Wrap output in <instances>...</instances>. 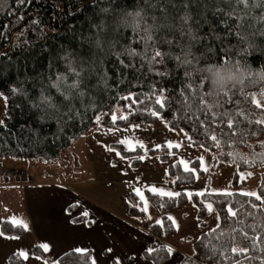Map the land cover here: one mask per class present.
Instances as JSON below:
<instances>
[{"label": "snow or ice", "instance_id": "6c2138e0", "mask_svg": "<svg viewBox=\"0 0 264 264\" xmlns=\"http://www.w3.org/2000/svg\"><path fill=\"white\" fill-rule=\"evenodd\" d=\"M122 2L91 0L93 18L98 22L90 18L87 31L67 25L63 37L66 42L59 39L61 28L45 22L40 9L33 7L32 16L24 25L26 30L18 29L15 33L14 46L25 59L22 65L24 74L21 75L17 67L15 80L0 88V100L3 101L0 136L14 134L6 120L12 119L17 109L29 118L28 124L19 126L20 136L24 138H30L29 133H41V127L33 124L42 126L47 121H55L62 131V126L69 120L80 118L83 123L85 113L81 109L100 107L104 103L101 95L104 92L109 93L111 99L128 102L118 104L116 110L110 109L113 122L129 120L130 116L140 114L161 120L173 132L178 122H185L192 134L184 129L180 131L192 146H196V133L205 140L199 144L200 148L211 143L218 149L225 143L235 144L237 133L241 136H264V127L250 133L253 123L264 126V113L253 120L256 113L243 107L250 103L256 109H264V63L259 68L252 67L255 54L264 57V0H132L131 4L125 3L121 7ZM15 3L24 9L32 5L33 0H15ZM52 3L57 10L52 13V20L63 23L61 4L56 0ZM101 4L108 7H100ZM0 5L7 6L5 0H0ZM9 11L13 14L12 10ZM72 11L70 5L69 13ZM100 13L106 15L100 17ZM113 13L115 16L109 24L107 17ZM16 19L18 23L23 22L24 16ZM122 29H130L131 34ZM29 33L34 36H29ZM49 33L55 35L50 36ZM49 40L51 43L43 44L36 54L47 53L46 64L38 70L33 64L34 74L29 75L27 60H35V57H24L23 54L36 48L37 41ZM11 67H16L11 58L7 65L0 64V79ZM252 88L256 90L252 91ZM98 96L101 97L99 103ZM136 105L140 107L136 109ZM102 115V111L100 114L94 112V119L99 123ZM169 116L171 121L167 119ZM131 127L140 128L141 124H131ZM165 143L169 147H181L180 143L174 144L172 140ZM256 143L264 149V139ZM155 147L160 148L161 145L156 144ZM228 155L233 154L229 152ZM183 163L185 172L196 173V168ZM133 191L140 193L138 188ZM210 191L232 195L228 189ZM239 191L244 196L264 201V196L255 191ZM151 192L167 197L181 195L180 191H166L156 186L151 188ZM141 196L143 199V194ZM202 204L207 211L214 210L212 202L203 201ZM222 207L226 209L223 219L227 228L224 231L229 233L226 242L218 245L211 240L207 243L201 241L187 255L168 244H161L159 248L145 246L147 253H156L151 264H223L224 261L241 264V260L244 264H251L252 260L264 264V247L258 248L264 243V220L254 219L247 226L251 232L240 228L242 239L238 241L237 229L232 227L237 212L230 203ZM252 208L264 209V204L252 203ZM249 215L254 217L255 213L250 212ZM215 219H221L219 213ZM154 222L163 226L162 221ZM13 223L17 221L13 219ZM216 227L219 228V224ZM213 231L215 229L209 228V232ZM224 231L215 237L217 241L224 237ZM0 235H4L2 230ZM43 247L47 249L49 246L44 244ZM218 248L222 259H216ZM71 251L79 254L88 250L77 247ZM108 251L112 250L109 248ZM20 255L28 258L27 252ZM114 259L119 264V258ZM93 264H96L95 258ZM129 264H148V257L140 259L137 256Z\"/></svg>", "mask_w": 264, "mask_h": 264}, {"label": "rangeland", "instance_id": "374dc122", "mask_svg": "<svg viewBox=\"0 0 264 264\" xmlns=\"http://www.w3.org/2000/svg\"><path fill=\"white\" fill-rule=\"evenodd\" d=\"M2 106L3 101L0 100V109ZM117 115H120L118 110ZM167 140H172L174 144L180 143L181 147H169L165 143ZM116 144L130 150L141 146L146 152L134 157L123 156ZM156 144L167 147L164 150L169 157L168 161L161 159L159 154L148 152L155 149ZM135 158L141 159L137 165H134ZM28 161L36 182H51L34 187L39 198L43 197L40 191H46L44 196L50 202H55L56 197L61 196L65 202L73 204L69 214L88 215H85L84 220H75V225L81 222L75 228L68 229L66 226L63 234L62 230L46 232V227H43L30 237L13 240L10 244L0 240V264H10L7 263L5 252L9 245L12 249L18 248L21 252L28 253L24 264H48L46 258L35 252V246L42 248L50 261H56L61 254L77 247L91 248L96 264H110L113 256L119 258L120 264H129L137 256L145 259L141 255V247L134 248L135 229L121 222L110 226L102 225L104 212L101 209L120 214L127 223L139 221V227L143 217L149 224H153L154 221H162L163 213H166L176 230L162 238V241L156 239L155 242H164L177 252L187 255L189 250L194 249L195 237L219 223L215 219L218 213L215 205L213 204L212 212L208 211L206 226H203L201 219H196L199 217L198 207L193 200L189 199L186 205L163 212L149 200L151 188L156 186L163 187L166 191H184L188 196L189 193H218L210 190L221 188L231 192L243 189L258 193L264 174V164L240 168L237 164L225 161L220 156L219 149L192 146L184 138V132L180 129L171 131L161 120L141 124L140 128H133L131 124L113 127L95 125L56 157ZM182 161L196 168L193 183L177 185L175 177L170 175L169 163L179 162L184 168ZM136 188L140 189V193L133 191ZM135 204L139 205V209L147 208L143 216L130 212L129 207ZM44 244L49 247L45 249ZM109 248L111 252L108 251Z\"/></svg>", "mask_w": 264, "mask_h": 264}, {"label": "trees", "instance_id": "16d2710c", "mask_svg": "<svg viewBox=\"0 0 264 264\" xmlns=\"http://www.w3.org/2000/svg\"><path fill=\"white\" fill-rule=\"evenodd\" d=\"M5 2L7 5L6 7L0 5V33H3V35H0V64L7 65L9 62V58H11L16 67H11L10 69H8L7 75L3 79H0V88L6 87L8 81L15 80L17 67H19L21 75L24 74L25 69L22 67V65L25 63V59L21 56V52L18 51L14 46L16 39L15 33L18 29L22 31L26 30L24 28V25L31 18L33 7L40 9L45 22L61 28L62 31L59 37V39H61V42H66L63 37L64 29L67 25H72L76 29L83 28L85 31H87V21L90 18L93 19V22H98L97 19L93 18V4L91 3V0H56V2L61 4V7L63 8V23H61L60 21H53L51 18L52 13L57 11L53 7L52 0H33L32 5H29L24 9H21L20 6L15 3V0H5ZM125 3L131 4L132 0H123V2L121 3V7H123ZM70 5L73 10L71 13H69ZM100 7H108V5L101 4ZM9 10H12L13 14H10ZM20 15L24 16V21L18 23L16 18ZM105 15L106 14L103 13L99 14L100 17H104ZM114 16V13L108 15L106 22L111 24L112 18ZM3 25H7V27H2ZM122 31L128 33L129 35L131 34L130 29H122ZM49 35L52 36L55 34L49 33ZM29 36H34V34L29 33ZM45 43L50 44L51 41H37L36 48L32 49L31 52H26L23 54L24 57H35V60L31 58L27 60L28 67L26 71L29 75L34 74L33 64H35L37 70L40 69L43 64H46L47 53H44L43 55H36ZM261 63H264V57H261L258 53L255 54L252 67L259 68ZM101 87L103 86L101 85ZM121 87L123 89L124 86L122 85ZM251 90L255 91L256 89L252 88ZM145 91H147L146 88ZM101 95L103 97L104 103L100 104V107L94 110H86L83 108L81 109V111L85 113L83 123H81L80 118H77L75 121L69 120L65 125L62 126V131L60 130L61 126H58L55 121H47L42 126L33 124L34 127H41V133L38 135H33L30 133L27 134L30 138H24V136H20L19 126L28 124L29 118L21 115L20 110L17 109L13 115V118L6 120L8 128H11L14 134L11 136H0V159L8 157L24 160L38 158H41L43 160L52 159L59 155L62 151L66 150L72 143L77 141L95 125H97L98 127H113L135 123L144 124L147 122H154L159 120L155 117L145 118V115L134 114L129 117V120L122 121L117 119L115 122H113L110 115V109L115 110L118 104H126L128 102L119 99H111L110 94L107 92H104ZM100 99L101 97L98 96V103L100 102ZM134 107L138 109L140 106L136 105ZM226 107L231 108L232 106L226 105ZM243 107L246 111L251 110L256 113V116L252 117L253 120L260 116L261 113H264V109H256L255 106L251 105L250 103L247 105H243ZM101 111L103 112V115L98 123L94 119V112L96 114H100ZM90 117L92 119H89ZM167 119L171 121L172 117L169 116L167 117ZM261 127L264 126L253 123L250 128V133L251 130L260 129ZM176 129H184L185 131L189 132V134H192L185 122H178V126L176 127ZM4 131L7 132L8 129L5 128ZM17 136H20V138L17 139ZM195 139L196 145L205 143L204 138L199 136V133L195 134ZM234 139L236 140L235 144L225 143L223 144L222 148H219L220 156L225 161L237 164L240 168H252L264 164V149H262L261 146L256 143L257 140L264 139V136H253L251 134H249L248 136H241L239 133H237V136L234 137ZM241 140H244L246 142L241 143ZM115 146L118 147L123 156L127 157L142 155V153L146 152L145 149H143L141 146H137V148L133 150L125 149L122 145L116 144ZM205 147L211 150L218 149L211 143L205 144ZM161 148V150L159 148L150 149L148 152H150L151 154H159L161 155V159L168 161L169 157L166 155V151L164 150L167 147L165 146ZM229 152H231L233 155L229 156ZM139 162H141L140 158L134 159V165L139 164ZM168 170L170 175L175 177V183L177 185H181L183 183H193L195 181V173L185 172L184 168L179 162L169 163ZM258 194L264 196V174L258 186ZM148 197L151 203L163 212L167 209L186 205L189 202V199L193 200V202L198 207V216L201 219V225L203 226H206L208 211L203 207L202 202L211 201L215 205L217 212L221 217L218 223L220 227L217 228L215 226L213 228L215 229V231L213 232H209V229L204 230L199 236L200 239L194 240V249L195 245L200 244L201 241L207 243L209 240H211L214 244L222 245L228 240L229 233L227 231H224L227 228V224L223 219L226 213V209L222 207V205L226 203H230L237 212L236 217L233 218L235 222L232 224V227L237 229L235 235L238 241L242 239L239 231L240 228H244L245 230L251 232V229H249L247 226L252 223L254 219L264 220V209L252 208V203L264 204V201H257L255 197L244 196L241 192H232L231 196L224 195L219 192L204 193L203 196H199L198 194L193 193L190 197L184 191L181 192V195L179 197H167L149 192ZM129 210L132 213H138L142 216L144 215V211L141 208L139 209V207H134L132 205L129 207ZM250 212L255 213V216H250ZM84 219L85 218L83 217L77 218V220ZM140 225L160 241H162V238L174 233L176 230L172 220L166 213H163L162 216L163 226L157 223L149 224L144 219V217L142 218ZM0 228L6 235L22 236L26 233V228L22 224H16L9 220L2 221ZM222 231H224V237H222L220 241H217L215 237L219 236ZM161 244L165 243L154 242L152 247L159 248ZM261 247H264V243L258 245V248ZM196 250L199 251V249ZM220 250V248L217 249L216 259H222L219 256ZM35 252L39 256L46 258L48 260V264H93L92 251L90 249H88V251L85 253L79 254L73 253L71 249L67 250L66 252L61 254L56 261H50V259L47 257V254L42 248L35 246ZM66 253L68 255H66ZM227 254L233 255L231 253ZM155 255L156 253H147V249L143 253L144 258L148 257V260L150 261L149 264H151V258ZM9 262L11 264H23L24 258L18 254H11ZM110 264H117V260H112ZM223 264H229V262L224 261ZM241 264H244L243 260H241ZM251 264H262V262L258 260H252Z\"/></svg>", "mask_w": 264, "mask_h": 264}, {"label": "crops", "instance_id": "0c3cea01", "mask_svg": "<svg viewBox=\"0 0 264 264\" xmlns=\"http://www.w3.org/2000/svg\"><path fill=\"white\" fill-rule=\"evenodd\" d=\"M21 170L25 172V174L22 176L18 173ZM0 171V227L2 221L9 220L13 222V219L17 221L16 224H22L23 226L25 224L27 225V227H25L26 233L24 235H0L1 241L4 240L6 243L10 244V242L13 240L30 237L31 234L35 233V231H41L43 227H46V232H58L62 230L63 234L66 231V226L68 229L71 227L75 228L81 223L79 222L77 225H75V220H77V218L83 217L86 219L85 215L83 214H69V210H72L73 204L65 202L61 196H57L55 202H50L44 196L46 191H40V193H43V197H38L34 187L40 183L51 184V182H36V180H34L28 160L11 157L1 158ZM3 172H12V174L11 176L7 177L2 174ZM101 210L104 212L102 215V225L110 226L117 222H121L126 223L135 229L136 237H134V248L136 246L137 248L141 247L140 249L142 256L146 250L145 246L152 247L156 238L146 229L139 227V221H134L132 224L127 223L120 214H116L115 212L104 209ZM141 229H143V231H141ZM125 247L128 248L129 246ZM86 249H90L92 251L91 248ZM5 252L7 263H10L9 255H20L21 253L18 248L12 249L10 245ZM114 258L116 257H111V259L116 260Z\"/></svg>", "mask_w": 264, "mask_h": 264}, {"label": "built area", "instance_id": "2783aa9c", "mask_svg": "<svg viewBox=\"0 0 264 264\" xmlns=\"http://www.w3.org/2000/svg\"><path fill=\"white\" fill-rule=\"evenodd\" d=\"M18 173H19V175H21V176L24 174L23 171H19ZM0 174H1V171H0ZM2 174L8 177V176H11L12 173H10V172H6V173L3 172Z\"/></svg>", "mask_w": 264, "mask_h": 264}]
</instances>
